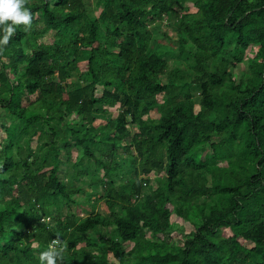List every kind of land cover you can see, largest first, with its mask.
I'll return each mask as SVG.
<instances>
[{"label":"trees","instance_id":"trees-1","mask_svg":"<svg viewBox=\"0 0 264 264\" xmlns=\"http://www.w3.org/2000/svg\"><path fill=\"white\" fill-rule=\"evenodd\" d=\"M184 1L98 0V18L84 0L26 2L32 25L0 45L9 61L0 108L13 117L0 137V264H40L34 243L40 255L54 241L68 244L64 264H108V254L119 264H264V0H191L196 13ZM165 20L176 27L177 52L155 38L153 24ZM51 32L53 42H41ZM251 45L259 60L242 88L229 69ZM169 57L177 66L164 82ZM80 61L87 69L69 82ZM100 105H119L118 116L96 125ZM77 148L83 155L72 162ZM61 165L70 180L101 185L96 199L111 214L93 208L55 228L42 221L59 199L82 192L60 181ZM154 172L164 177L143 194ZM169 204L194 226L183 248L159 238L171 228ZM225 228L233 235L218 234Z\"/></svg>","mask_w":264,"mask_h":264},{"label":"rangeland","instance_id":"rangeland-1","mask_svg":"<svg viewBox=\"0 0 264 264\" xmlns=\"http://www.w3.org/2000/svg\"><path fill=\"white\" fill-rule=\"evenodd\" d=\"M28 0H26L27 2ZM34 1V0H30ZM53 3L56 2V0H51ZM85 1V7L87 12L90 14L91 17L93 18H98L100 17L102 8L100 5H98V0H84ZM185 5V12L187 13H196L197 12V6L195 5L194 1L191 0H185L184 2ZM152 30L155 33V38L161 42V44L166 48L168 51L172 52H177L179 50V43L176 40V33H175V25L172 21H156L155 24H153ZM42 27V24L39 25ZM54 33H48L43 39H41V42H46V43H51L54 40L53 37ZM259 51V45H251L249 49L246 52V56L244 58V61L237 63L235 66H231L229 69V72L232 74V78L235 81L236 84H241L242 88L245 87L246 85V76L247 73L249 72V67L251 66L253 61H258L259 58L257 56ZM5 62V63H3ZM3 63V64H2ZM8 57L7 56H0V74L4 71V64H8ZM177 66V63L174 59L171 57L168 58V67L166 70V74L161 76L162 80L164 82H168L167 75ZM180 66L184 67L185 63H181ZM211 66L215 67V63L211 62ZM87 69V62L86 61H80L79 66L74 72L73 76L69 79V82H77L79 80V77L84 73V71ZM1 87V84H0ZM191 93L196 100L197 103H199L201 99L200 91L198 89H191ZM97 95L100 97L101 96V89L98 91ZM35 96H33L34 98ZM200 105L197 104L196 110H199ZM100 109L104 110L103 113H100L96 115V125H106L111 119L115 118L119 114V105L109 107V106H104L100 105L98 106ZM151 116L153 118H158L160 117L159 113L157 111L152 112ZM13 121V117L9 114L8 110L6 109H1L0 108V137H5V127L9 126L11 122ZM132 133H138L139 132V127L138 125H134L130 123L128 125ZM2 137V138H3ZM0 138V140L2 139ZM129 140H126L123 142V144H128ZM36 142L33 144V149L36 147ZM62 150V161L66 162L67 160V155L66 152L61 148ZM83 152L81 149L77 148L74 149L72 152L71 160L72 162H78L79 159L82 157ZM227 162H223L221 164L225 165ZM70 166L66 165H61L58 173V178L60 179L61 182L64 184H72V186H79L82 189V192L73 196L72 200L68 203L62 198L59 199L58 202V207H53L51 210V214L44 216L45 223L50 226V228H55V225H57V222L59 220L63 221L64 223L66 222L68 217H74L77 221V223L83 222L87 216L91 213L93 208L101 212L104 215H109L111 214L109 207L106 205L104 201H97L96 198L102 196L104 194V189L101 185H92L90 184V178H85L80 181L74 180V179H69L68 177V171H69ZM99 176V175H98ZM164 177L163 174H159L157 172H154L150 174L147 177V184L145 186V189L143 191V194H147L150 192V190H157L159 187V182L158 178ZM127 184V179L124 180H118V186H126ZM198 202L201 204L204 202L203 199L198 200ZM179 205V204H178ZM180 206V205H179ZM169 207L173 213L171 217V228L164 234L159 235V238L161 241H163L165 244H169L171 246H176L178 248H183L185 244L193 237L194 235V226L187 220L182 219L175 215V207L174 205L169 204ZM116 214L120 215L122 212L120 210L115 211ZM103 233H106L103 228H100ZM111 231L112 229H108ZM111 233V232H110ZM219 235L222 236H232L233 232L227 228L222 229L218 232ZM94 236L93 234H91ZM148 238L152 239L153 236L151 235L150 232H148ZM96 239L94 240L95 242H103V240H100L98 235L94 236ZM97 240V241H96ZM241 242L247 246V247H252L249 242H246V240H243V238L240 239ZM59 242V241H58ZM57 242V243H58ZM57 243H53V245L59 247L60 245ZM104 244V243H103ZM52 245V246H53ZM68 244L67 242H63L61 248H62V253L61 254H67L70 253L68 250ZM84 244H80L77 248L80 249L84 247ZM134 247L133 244L130 243H125V249L129 253L132 248ZM37 244L34 243L33 245V252L36 258L39 259V254L37 252ZM88 248L89 251L93 252L94 254L99 253L101 254V251L92 248V247H86ZM63 256V255H62ZM127 259H131L129 255L127 256ZM62 264L64 262L62 261ZM108 264H119L113 257L112 254H108Z\"/></svg>","mask_w":264,"mask_h":264},{"label":"clouds","instance_id":"clouds-1","mask_svg":"<svg viewBox=\"0 0 264 264\" xmlns=\"http://www.w3.org/2000/svg\"><path fill=\"white\" fill-rule=\"evenodd\" d=\"M33 15V11L26 6V0H0V45L9 42L18 26L30 27ZM61 253V247L50 246L41 251L40 264H62L64 257Z\"/></svg>","mask_w":264,"mask_h":264},{"label":"built area","instance_id":"built-area-1","mask_svg":"<svg viewBox=\"0 0 264 264\" xmlns=\"http://www.w3.org/2000/svg\"><path fill=\"white\" fill-rule=\"evenodd\" d=\"M45 220H46V219H45V218H43V220H42V221H44V222H45ZM57 242H58V241H54L53 243H57ZM53 243H52V245H53ZM57 244H59V242H58ZM52 245H51V246H52Z\"/></svg>","mask_w":264,"mask_h":264}]
</instances>
